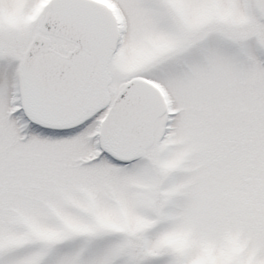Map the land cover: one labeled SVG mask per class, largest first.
<instances>
[{
    "label": "snow or ice",
    "instance_id": "obj_1",
    "mask_svg": "<svg viewBox=\"0 0 264 264\" xmlns=\"http://www.w3.org/2000/svg\"><path fill=\"white\" fill-rule=\"evenodd\" d=\"M0 264H264V0H0Z\"/></svg>",
    "mask_w": 264,
    "mask_h": 264
}]
</instances>
